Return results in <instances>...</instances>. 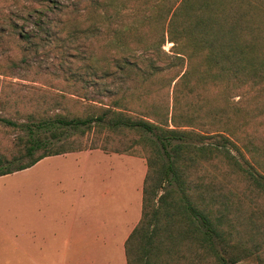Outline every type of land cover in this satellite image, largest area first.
I'll use <instances>...</instances> for the list:
<instances>
[{
    "label": "trees",
    "instance_id": "trees-1",
    "mask_svg": "<svg viewBox=\"0 0 264 264\" xmlns=\"http://www.w3.org/2000/svg\"><path fill=\"white\" fill-rule=\"evenodd\" d=\"M79 2L33 1L26 16L0 15V44L16 49L11 66L46 58L77 96L50 104L40 95L26 123L0 117L26 132L13 156L0 153V177L88 150L72 140L91 131L135 134L121 153L141 146L148 172L127 264H264V127H254L264 124V0ZM103 37L107 68L87 46ZM71 58L87 63L65 68ZM103 80L128 87L98 106L89 87ZM165 92L170 100L154 101Z\"/></svg>",
    "mask_w": 264,
    "mask_h": 264
},
{
    "label": "rangeland",
    "instance_id": "rangeland-1",
    "mask_svg": "<svg viewBox=\"0 0 264 264\" xmlns=\"http://www.w3.org/2000/svg\"><path fill=\"white\" fill-rule=\"evenodd\" d=\"M33 1L35 3L41 0H0V15L9 16L12 13H18L26 16L29 12L26 7H29ZM58 1L60 4L75 7L80 5V0ZM49 17L52 19L54 16L49 14ZM80 19L85 22L87 17ZM35 21L33 17L24 26V30L35 32ZM20 23L23 24V22ZM9 41L10 39L6 38L0 44L1 118L20 123L28 122L30 113L37 110L39 103L45 101L40 98V95L50 96V104H53L55 99L61 98L60 96L77 98L76 95L71 94L73 91L63 86L65 76L53 66V62L46 58H34L29 63L11 66L9 60L16 54V49ZM106 44L107 37H103L91 41L87 46L90 52L94 53L95 59L105 64L107 68ZM172 46V43H167L164 50L170 52ZM86 63V58L81 62L71 58L65 68L76 69L83 67ZM99 83L97 86L89 87L88 93V99L98 106L101 103L109 104L110 99H113V94L120 87H128V85L123 86V82L119 80L115 82L103 80ZM75 91L85 93V91L80 92L79 89ZM167 92L153 96L154 101L166 99ZM168 100H170V94L167 96ZM85 106L82 101L79 111L81 112L82 109L84 111ZM40 109L48 111L53 108L42 105ZM254 127L261 132L264 124L261 121L255 123ZM25 135L26 132L22 129H14L0 123V153L7 157L13 156L17 152L18 137ZM136 142L138 143V136L135 134L117 136L110 132L101 134L98 131H91L72 140L76 147L83 146L88 149L83 152L96 153L89 163H78L73 156L57 157L46 162L43 167L0 177V264H70L71 262L76 264L79 261H88L85 256L87 252H90L91 243L89 241L78 242L71 225L73 208L78 203L76 194L80 188V179L77 174L81 175L86 167V181L89 186L86 187L89 191L93 190L94 186L97 189L93 191V195L98 194L101 197L100 194L105 192L106 186L107 191L112 190V193L107 195V204L108 202L112 204L111 216L122 228L129 222L132 213L130 209L126 211L123 208L120 209L119 204L117 205L114 200L110 201V197L115 195L114 191L117 189L122 195L125 193L123 187L126 182L128 184L130 181L132 159L138 165L135 168L138 178L142 171L145 181L148 166L146 152L142 147L134 146L130 152L121 153ZM95 144H98L97 149L89 148ZM117 151L120 153H116ZM234 153L237 154L235 151ZM107 154H116V156L113 155L109 160ZM104 177L107 180H102ZM96 204L98 207L101 204L99 198ZM83 211L86 212V209ZM99 212L103 214V210ZM135 222L133 220L132 225H129L128 234L131 233ZM111 244L114 246L115 242ZM103 249L102 244L101 251ZM104 253L103 251L100 253V258L107 261V249L105 255ZM241 264H257V262L249 260Z\"/></svg>",
    "mask_w": 264,
    "mask_h": 264
},
{
    "label": "crops",
    "instance_id": "crops-1",
    "mask_svg": "<svg viewBox=\"0 0 264 264\" xmlns=\"http://www.w3.org/2000/svg\"><path fill=\"white\" fill-rule=\"evenodd\" d=\"M94 154L96 153L76 152L48 157L30 169L43 167L46 165V162L57 157L68 158L73 156L78 163H89ZM113 155L116 156V154H107L106 156L111 160ZM133 160L134 159L131 160L133 167H131L132 173H130L131 175L129 176L130 181L128 184L126 182L123 187V189H125L124 196L119 192L120 190L117 189L114 191L115 195L110 197V201L114 200L117 205L119 204L120 209L123 208L125 211L130 209L132 213L129 222H127L122 228L120 224L115 223L111 216L112 204L110 202L107 204V195L111 194L112 190L107 191L106 186L105 192L100 194L101 197H99L98 194L93 195V191L97 189L95 186V188L93 187V190L89 191V189H87L89 186L86 181V167H84V172L81 175H79V173L77 174L80 179V188L76 194L78 203L73 208V218L71 220L72 231L76 234L78 242L89 241L91 244L89 245L90 252H87L85 256L88 258V261H79L76 264H127L125 245L129 236L140 222L143 212V172L141 171L140 177L138 178L137 170L135 169L138 165L136 161ZM102 180H107V178L104 177ZM120 195L122 196L120 197ZM98 198L101 201L99 207L96 204ZM83 209H86V212H84ZM99 210H103V214H100L101 212H99ZM87 214H89V216H87ZM133 220L136 222L133 224L134 226L132 227L131 233L128 234V227L129 225H132L131 223ZM112 242H115L114 246L111 244ZM102 244L104 245V249L102 250L103 253H106L107 249V261H103L100 258ZM67 254L65 255L67 256ZM70 264H72V262Z\"/></svg>",
    "mask_w": 264,
    "mask_h": 264
}]
</instances>
